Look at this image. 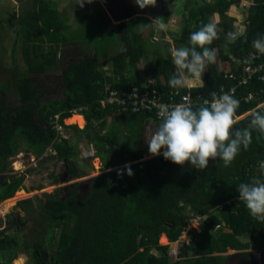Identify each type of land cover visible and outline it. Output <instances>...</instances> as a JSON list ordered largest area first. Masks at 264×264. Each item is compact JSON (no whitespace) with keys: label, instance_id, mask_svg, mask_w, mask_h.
I'll list each match as a JSON object with an SVG mask.
<instances>
[{"label":"trees","instance_id":"16d2710c","mask_svg":"<svg viewBox=\"0 0 264 264\" xmlns=\"http://www.w3.org/2000/svg\"><path fill=\"white\" fill-rule=\"evenodd\" d=\"M125 1L123 6L124 0H92L94 12H77V25L72 28L59 0H32L23 8L13 45L15 65L19 55L25 63L19 69L5 65L0 34V203L24 188L25 176H7L10 160L21 152V142L37 159L52 153L57 162L65 163L67 175L76 179L81 174L75 158L81 154L79 141L85 137L106 172L69 186L66 195L61 196L59 189L47 196L45 203L40 202L49 223L46 237L49 235V246L56 250L43 261L42 252H48L49 247L35 243V264H225L231 257L226 255L230 249L243 251V256L255 261L248 250L260 252L264 248L260 238L264 223L252 217L241 201L238 206L234 203L240 183L264 180L259 167L264 162V134L252 130L248 150L241 148L229 167L222 160H210L208 169L200 171L190 164L176 165L163 155L147 159V128L152 123L157 128L161 122L156 111H122L104 102L112 91L130 94L138 88L143 92L146 82L139 65L148 60L152 88L160 91L164 103H182L191 94L195 108L212 100L211 94L222 87L226 91L236 87L232 96L240 102L236 117L241 119L235 129L248 127L253 110L264 114V106L260 108L264 81L257 75L250 84L238 86V78L244 67L264 61V55L251 59L257 52L253 41L264 38V0H253L245 29L232 43L227 35L236 32L237 19L229 11L242 0H186L181 12L184 25L174 38V46L156 41L155 27L141 31L145 21L134 16L139 9L136 0ZM157 2L162 6L157 18L168 24L177 0ZM113 6L123 9L118 13ZM217 14L221 31L210 47L229 63L230 70L220 72L216 62L209 64L203 86L185 87L177 94L169 85L175 72L171 49L187 45L190 34L212 22ZM114 19L119 24L113 25ZM116 46L119 52L108 58ZM56 74V86L39 78ZM59 89L62 98L48 100ZM250 95L254 99L247 101ZM75 113L85 117L86 129L65 124ZM57 125L75 131L78 142L62 136ZM126 165L132 176L127 174ZM60 181L61 177H54L55 184ZM20 204L31 206L33 200ZM191 216L208 217L201 233L189 232L190 243L184 245L178 260L172 261L170 247L161 245L160 239L165 235L171 243L179 241ZM15 244L16 237L4 235L0 239V264L13 260L7 254Z\"/></svg>","mask_w":264,"mask_h":264},{"label":"rangeland","instance_id":"374dc122","mask_svg":"<svg viewBox=\"0 0 264 264\" xmlns=\"http://www.w3.org/2000/svg\"><path fill=\"white\" fill-rule=\"evenodd\" d=\"M32 0H0V34L2 37V56L4 58V63L7 67H14L17 66V68L24 67V60L21 55H19L18 63L15 65L14 63V57H13V45L16 38V31L18 26V20L21 16V13L23 11V8L28 7L30 5ZM199 2H202L204 0H197ZM206 1H212V0H206ZM60 2V9L64 13H66L69 17V24L72 28H75L77 25L75 15L77 12H80L82 14H88L93 13V7L90 3L85 0L84 6L81 7L79 4L81 3V0H59ZM186 0H177L175 3V8L173 10V13L178 14V18L173 15V19L168 23V31L165 33L163 29L159 27V20L158 15L162 13V6L156 3L155 6H149L147 7V12L145 13V8L141 9L139 7L138 10L144 12V14H139V20L142 22L143 18L145 20L144 22V30L147 29L151 30L153 27L157 29L156 35L159 39V43L164 44L166 41L173 44L175 37L178 36L177 33L183 28L184 23V16L181 15V12H183V7L185 5ZM127 2L124 0V4ZM253 0H242L241 4L239 6L234 5L230 11L229 15L231 17H234L237 19V22L235 24L236 27V33L242 34L244 31V27L246 24L247 16H248V9L251 5H253ZM114 10H116L119 13L123 9V7L119 8L118 6H113ZM180 11V13H179ZM141 12V13H142ZM158 20V21H157ZM157 21V22H155ZM221 21L220 16H214L212 18V22H215L216 24H219ZM118 21L115 19L113 20V25H116ZM154 24V26H153ZM168 39V40H165ZM119 52V46L115 47L114 51L108 56V58L114 56ZM216 65L218 67V70L220 72L223 71H229L230 66L229 63L224 62L220 56H217L216 59ZM141 66V77L143 82L151 81L153 78H151V75L149 73V61L143 60L140 63ZM106 70V69H105ZM207 71V69H206ZM205 71V72H206ZM3 72L0 71V77L3 76ZM204 77V76H203ZM42 81L47 82L48 84H51L53 86L57 85L59 74L56 75H47V76H41L39 77ZM203 84H200L199 82L193 83L192 85L186 87V88H193V87H200L203 86ZM63 96V92L61 89H59L58 93L55 95H49L48 100L51 99H61ZM262 106V105H261ZM79 114V113H75ZM250 113L246 114L245 116L249 115ZM81 115V114H79ZM74 116V115H73ZM85 123L81 127L76 122L69 121L67 119L65 121L66 125H76L80 130H84L87 128V120L83 115H81ZM244 116V117H245ZM242 117V118H244ZM241 119V117L238 118V120ZM61 131L60 134L62 136H65L68 139H71L74 144L78 142V138L76 136L75 131L73 130H66L65 128H59ZM156 130V125L152 123L146 131V140L147 143L150 140L153 132ZM93 136L97 134L96 131H93L91 133ZM22 149L21 152L14 158L10 160L9 165V172L7 173V176H25V182H24V188L20 189L22 191V195H18L17 193L14 199V201H10L8 204L7 201H4L0 203V239L4 237H13L17 239L18 244H15L13 246H10L8 249L7 257L12 258L13 260L7 264H15L14 262L16 260H19L20 258L23 259L24 264H35V259L32 255L33 245L37 242H43L44 245L48 248V254H51L52 252H55L56 247H50L49 246V235H47V230L49 229V223L43 216V211L40 207V202L45 203L47 200V196L54 195L57 190L62 189L61 196L66 195L67 190L66 188L77 183H85L89 179L99 176L106 172L104 170L102 161L100 158L94 157L93 154L96 153V150L94 149V146L87 141V138L83 137L79 141V149L81 154L78 155V157L75 158L76 163L79 165L80 168V174L81 176L76 179H71L70 176L67 175L66 172V166L64 162H57V159L51 156L52 153L47 154L45 157L37 159L34 155L26 152L27 146L24 142H21ZM92 152V153H91ZM163 153V150H162ZM163 155V154H161ZM93 156V157H92ZM156 156H149L147 159L153 158ZM214 162V161H213ZM64 177L60 183L55 184L54 183V177ZM2 177V176H1ZM9 199V200H12ZM33 200V205H21L20 203L25 200ZM240 200H236L234 205L238 206ZM29 211V212H28ZM191 215V214H190ZM18 216L19 222L24 223L26 221L25 226L18 229H9V217ZM208 216L206 217H193L191 216L190 220L188 221V226L183 232V235L181 236L180 240L174 243H171L167 237L164 235L160 239V244L163 246H169V254L172 258V261L178 260V255L182 252L183 247L185 244L190 243V237L189 232H194L196 234L201 233L202 226L206 222ZM17 218V217H16ZM8 224V225H7ZM58 232V230H56ZM243 239V238H242ZM50 240V239H49ZM26 247L29 248V250L26 249ZM231 250V249H230ZM228 251L231 252V251ZM45 251V250H44ZM156 255H161L159 251L154 250L153 251ZM1 259V256H0Z\"/></svg>","mask_w":264,"mask_h":264},{"label":"clouds","instance_id":"9594fccd","mask_svg":"<svg viewBox=\"0 0 264 264\" xmlns=\"http://www.w3.org/2000/svg\"><path fill=\"white\" fill-rule=\"evenodd\" d=\"M87 2L91 3L92 0ZM84 3L85 0H81L79 5L83 7ZM156 3L157 0H136L141 9L155 6ZM159 27L163 29L165 25L161 23ZM220 31L215 22H208L190 34L187 45L171 49L175 72L169 80V85L177 90V94L179 89L194 82L204 83L203 76L207 66L214 64L217 59L216 49L210 46L219 39ZM239 35L229 32L228 42H235ZM253 47L257 52L264 54V38L255 39ZM211 95V101L205 100L202 106L195 108L187 99L173 105L157 104L156 100H151L150 106L158 108L161 122L147 143L150 155L158 157L163 154L166 160L176 165L183 167L190 164L200 171L208 169L210 160H222L224 166L229 167L241 148L248 150L252 142V130L264 134V114L253 110L248 127L235 129L239 100L227 92L219 96L213 92ZM135 96L136 90L133 89L130 99ZM125 167L127 174L132 176L130 166ZM259 167L264 173V162H261ZM122 174L118 172V175ZM237 190L239 200L251 216L264 223V180L255 178L250 182L240 183Z\"/></svg>","mask_w":264,"mask_h":264},{"label":"built area","instance_id":"2783aa9c","mask_svg":"<svg viewBox=\"0 0 264 264\" xmlns=\"http://www.w3.org/2000/svg\"><path fill=\"white\" fill-rule=\"evenodd\" d=\"M262 55H264V54H261L259 52H254L251 54V59L262 58ZM257 75L261 81H264V61L261 64H257V65L251 64V65L244 67L243 73L238 78V86H244V85L250 84L253 77L257 76ZM228 76L231 79H237V77L234 74H228ZM153 81L154 80H151V82L148 81L146 83H143V88L145 89L143 92H141L138 88H135L136 96L132 99H130V97H132L133 92L130 94H127V93L121 94L119 92L112 91L110 93V95L108 96L107 100L104 102V104L117 105V106H119V108L121 107L122 111L132 110V112H134V113H137L140 111H156V113L158 115V108L155 106H150V101L154 99V100H156L157 104H166V103L163 102L162 95H161L160 91L155 89V88H152L151 84H153ZM224 92H227L231 95H235L236 94V87H232L229 91H226L225 88L222 87V89L216 94L219 96V95H222ZM185 99L190 101L192 103V105L194 104L192 101L191 94H188L186 97H184V100ZM253 99H254V96L250 95L247 98V101H250ZM208 101H211V100H208ZM171 105H173V104H171ZM263 106H264V104L262 106H260V108ZM57 119H58V117H57ZM159 119H160V117H159ZM59 128H63V126L57 125L58 131H60ZM94 155L95 154H93V156ZM238 200H239V198L237 199V201ZM231 203L232 202H228L229 205Z\"/></svg>","mask_w":264,"mask_h":264},{"label":"crops","instance_id":"0c3cea01","mask_svg":"<svg viewBox=\"0 0 264 264\" xmlns=\"http://www.w3.org/2000/svg\"><path fill=\"white\" fill-rule=\"evenodd\" d=\"M159 4V3H158ZM160 5V4H159ZM146 10H145V13L148 11L147 10V7L145 8ZM142 11H140V10H136L135 11V17H137V18H139V14L141 15V14H144V12H142ZM215 16H219L218 14L217 15H215ZM175 17H179L178 16V14L176 13L175 15H174V18ZM144 19V18H143ZM173 19V18H172ZM145 21V20H144ZM117 24H119V22L117 23ZM159 24H161L160 22H159ZM236 24V23H235ZM165 25V29H163V31H165V33L168 31V27H169V24H164ZM144 26L145 25H143L142 27H141V29H143L144 28ZM153 26H154V24H153ZM244 29H245V27H244ZM148 30V29H147ZM155 30V38H156V41L157 40H159L158 38H157V35H156V31H157V29L155 28L154 29ZM141 31H144V29L143 30H141ZM165 40H168V39H165ZM166 42H168V41H166ZM139 68H140V74H141V66L139 65ZM151 78H152V76H151ZM154 79V78H153ZM92 153V152H91ZM93 157V156H92ZM165 236V235H164ZM166 237V236H165ZM231 252H229V253H226V255L227 256H231L230 258H228L227 259V261H226V263L225 264H244L245 262H249L250 260H249V258H247V257H245V256H243L242 255V253H243V251H235V250H230ZM248 252H251V253H253V255H254V258L255 259H259V252H254V250H252V249H250V250H248Z\"/></svg>","mask_w":264,"mask_h":264},{"label":"flooded vegetation","instance_id":"af4514ba","mask_svg":"<svg viewBox=\"0 0 264 264\" xmlns=\"http://www.w3.org/2000/svg\"><path fill=\"white\" fill-rule=\"evenodd\" d=\"M63 178H65V176L64 177H62V180H63ZM71 178V177H70ZM71 179H73V178H71ZM68 188V187H67ZM12 199V198H11ZM9 201V200H8ZM17 217V220L15 221V222H12V221H10V218H9V220H8V222H9V227H8V230L9 229H18L19 230V228H22L23 226H25V224L24 223H22V222H19V219H18V216H16ZM1 232H3V231H1ZM1 234V233H0ZM48 259H50V254H47V251H43L42 252V260L43 261H47ZM250 260V259H249ZM250 262V261H249ZM249 262H245L244 264H249Z\"/></svg>","mask_w":264,"mask_h":264},{"label":"bare ground","instance_id":"6f19581e","mask_svg":"<svg viewBox=\"0 0 264 264\" xmlns=\"http://www.w3.org/2000/svg\"><path fill=\"white\" fill-rule=\"evenodd\" d=\"M194 83H196V82H194ZM69 121H74V122H76L78 125H80L81 127L84 125V123H85V120H84V118L81 116V115H79V114H75L73 117H71L70 119H69ZM22 191H20V192H18L17 193V196L19 195H22ZM10 201H14V199H12V200H9V202H8V204L10 203ZM163 240H164V236H163ZM165 241V240H164ZM15 264H24V262H23V259H19V260H16L15 262H14Z\"/></svg>","mask_w":264,"mask_h":264},{"label":"water","instance_id":"95a60500","mask_svg":"<svg viewBox=\"0 0 264 264\" xmlns=\"http://www.w3.org/2000/svg\"><path fill=\"white\" fill-rule=\"evenodd\" d=\"M9 218H10V221L12 222H15L17 220V218L13 216H10ZM260 238L264 243V230L260 233ZM249 264H264V248L259 252V259H255V261L250 260Z\"/></svg>","mask_w":264,"mask_h":264}]
</instances>
